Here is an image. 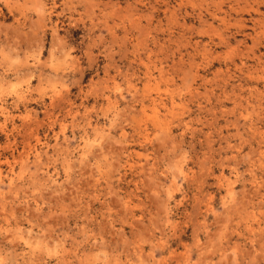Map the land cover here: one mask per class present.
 <instances>
[{"label":"rangeland","instance_id":"obj_1","mask_svg":"<svg viewBox=\"0 0 264 264\" xmlns=\"http://www.w3.org/2000/svg\"><path fill=\"white\" fill-rule=\"evenodd\" d=\"M0 264H264V0H0Z\"/></svg>","mask_w":264,"mask_h":264},{"label":"bare ground","instance_id":"obj_2","mask_svg":"<svg viewBox=\"0 0 264 264\" xmlns=\"http://www.w3.org/2000/svg\"><path fill=\"white\" fill-rule=\"evenodd\" d=\"M222 2V1H221Z\"/></svg>","mask_w":264,"mask_h":264}]
</instances>
